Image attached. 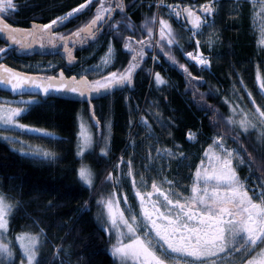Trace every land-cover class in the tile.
Here are the masks:
<instances>
[{
  "label": "trees",
  "instance_id": "trees-1",
  "mask_svg": "<svg viewBox=\"0 0 264 264\" xmlns=\"http://www.w3.org/2000/svg\"><path fill=\"white\" fill-rule=\"evenodd\" d=\"M157 1L119 0L115 8L108 0H13L15 8L3 15L13 28L31 30L84 6L55 31L57 37H71L66 41V55L60 51L35 56L27 45L14 46L0 38V47L7 49L0 54V65L43 79L60 71L68 78L76 76L77 81L81 76L94 81L135 67L130 84L99 94L91 105L83 98L24 97L35 100L22 116L23 122L55 136L36 137L39 151L29 145L33 150L26 155L0 138V195L9 205L7 234L0 235L4 249L0 264H21L15 240L23 236L39 240L32 261L23 260L24 264H127L112 255L115 244L97 218L96 195L110 179L109 190L118 191L116 174L120 176L123 168L141 195L151 192L153 184L163 191L162 175H167L168 164L160 154L170 159L171 176L186 189L204 148L215 137L226 148H237L249 174L264 186V125L259 123V112H264L260 87L264 50L256 45L251 4L246 0L207 4L213 18L203 35L189 25L210 59L208 70L186 57L197 44L183 27L188 22L181 8L172 6L171 15L160 8L155 37ZM165 1L200 5L213 0ZM107 7L110 18L93 25ZM207 37L213 38V45L204 43ZM155 39L159 63L153 61ZM110 44L115 49L114 63L98 77L86 72ZM141 49L143 56L137 55ZM157 74L163 83H157ZM0 98L11 95L0 91ZM82 113L92 129L91 142L85 147L80 133ZM191 132L197 135L194 143L188 138ZM81 170L90 172L92 187L81 178ZM239 171L247 177L244 169Z\"/></svg>",
  "mask_w": 264,
  "mask_h": 264
},
{
  "label": "snow or ice",
  "instance_id": "snow-or-ice-1",
  "mask_svg": "<svg viewBox=\"0 0 264 264\" xmlns=\"http://www.w3.org/2000/svg\"><path fill=\"white\" fill-rule=\"evenodd\" d=\"M83 7L81 5L80 8L72 10L68 13V17L72 16L74 12H79ZM13 8H15L13 0H0V33L6 32L7 38L15 44L18 43L15 33L19 30L6 24L3 18V15ZM205 11H210V9L206 7ZM68 17H59L38 27L52 29L53 25L62 23ZM100 19L101 17L97 15L92 24L95 25ZM199 20V17L194 20L196 27H199ZM164 30L165 25L162 21L161 38L164 36ZM75 35L78 36L79 33ZM59 38L65 41L71 39V37L64 36ZM64 47L67 51V43L64 44ZM6 52V48L0 47V54ZM137 55L143 56V50L137 52ZM135 58L134 56L133 60ZM197 63L206 66L208 61L201 57L197 60ZM2 67L3 65H0V68ZM133 67L135 65L125 69L123 74L112 72L109 76L92 83H89L83 76H81L80 81H77L76 76H72L69 81H66L63 78V73H61V79L55 88H51V84L44 86L43 94L45 96L50 95V89L57 93L76 94L91 105L94 98L92 96L93 92L101 94L102 90L107 92L115 86L130 84ZM184 71L187 72V69H184ZM5 72L8 73V76L7 78L0 77V83L10 85L13 91L22 89L26 84H31L33 89L41 88V85L30 77L15 74L11 69H5ZM156 81L157 83H163L159 74L156 75ZM260 87L264 88V84H261ZM21 112L20 108L8 109V114L6 116L0 115V119L11 124L13 118L20 116ZM259 114L264 117V112ZM16 127L37 135H46L41 133L39 129L26 128L23 125H16ZM83 135L84 133L81 131V136ZM87 139L85 137L86 142ZM43 155L47 156L48 154L44 153ZM205 155L207 156L208 153L206 152ZM213 158L216 160V165L211 174L207 172L202 174L199 169L196 171V178L191 188L192 195L186 197L184 203H181L179 199L173 203V200L165 195L164 200L168 206H171L167 208L166 212H161L155 202H152L151 209L144 208L143 215L150 225L149 231L155 232V236L158 238L156 242L160 244L165 256L170 253H184L186 256L195 258L192 264H196L197 261H199V264H208L207 261L200 258L212 256L220 258L219 254L221 253L228 255L232 252H239L241 257L252 255L257 248L260 251L252 255L251 259L246 261L242 259L241 264H264V192L259 194L260 203H254L232 167L233 156L231 152L225 150L222 156H214ZM80 176L88 181V177L83 170H81ZM201 183L203 187H201ZM152 188L154 192L158 191L155 184L152 185ZM137 195L139 196L140 193H137ZM147 195L151 197L152 193ZM143 204L144 197L141 196V205ZM109 216L112 226L118 228L116 214L112 213L110 205ZM119 219L128 227V231L135 235L132 226L128 224L127 220H124L123 213H119ZM5 226L3 202L0 201V229L5 228ZM151 244V240L145 242L139 237L126 245L117 240L111 252L114 256L119 255L121 259L125 257L137 259L139 264H165V260L156 255L151 249ZM0 250H4L3 246H0ZM26 253L29 262H31L30 246L26 248ZM21 264H24L23 260H21ZM212 264H215V261Z\"/></svg>",
  "mask_w": 264,
  "mask_h": 264
},
{
  "label": "rangeland",
  "instance_id": "rangeland-1",
  "mask_svg": "<svg viewBox=\"0 0 264 264\" xmlns=\"http://www.w3.org/2000/svg\"><path fill=\"white\" fill-rule=\"evenodd\" d=\"M260 1H262L260 3ZM264 0H251L250 2L252 3V9H253V15H252V26H253V32L256 37V45L258 50H264ZM98 22V21H97ZM212 22H210L209 25H211ZM46 30V29H45ZM44 29L42 30V32ZM213 38L209 39L208 37L204 39V43H208L210 45H213ZM200 44V43H199ZM201 45V44H200ZM196 54V53H195ZM195 54H192L191 57H198L195 56ZM200 58L203 57L208 61L207 66H210V61L208 60L207 57L203 56L202 51L201 55L199 56ZM191 58V60H192ZM195 58V59H196ZM115 59V50L114 47L109 45V48H107L106 52L104 55L100 58L99 62L92 67H88L89 69L86 70V72L93 73L94 76L98 77V75L104 73L113 63ZM156 63H159V60H155ZM192 62H194L192 60ZM198 66L204 68L205 65H199L197 62H195ZM47 68V67H46ZM56 77V76H53ZM104 78V77H103ZM100 78V79H103ZM96 79V80H100ZM94 80V81H96ZM90 81V83L94 82ZM260 84V83H259ZM262 92L264 93V88H261ZM103 91V90H102ZM35 98H20V99H3L0 98V115L6 116L8 114V109H15V108H20L22 110L21 115L18 117L13 118V122L11 124L5 123L3 119H0V138L8 142L14 149H16L18 152L26 155L27 153H30L29 149L33 150V147L30 148L29 145L34 146L37 150L38 147L35 146L34 140L38 136H45V137H54L55 134L45 128L37 127L31 124L24 123L22 120V116L25 114L28 106L33 103ZM260 113V112H259ZM82 119L79 120L81 123L80 127V133L83 131L84 135L81 136L82 140V146L85 147V145H88L92 139V133H91V127H90V122L85 118V115L82 113ZM259 118L261 119L259 123H262L264 125V117L260 116ZM16 125H23L26 128H35L41 130V133L46 134V135H37L35 133L31 132H26L21 128H17ZM250 127V126H249ZM247 126V128L249 129ZM85 137H87V142L85 141ZM189 140L194 142L197 140V135L195 133H190L189 134ZM20 139V141H18ZM85 144V145H84ZM16 145L18 148H15ZM227 150L228 152L232 153L233 159H232V167L235 169L236 174L238 178L241 180V182L244 184L245 190L248 191V194L250 197H252L254 203H260L259 200V194L261 192H264V189L262 188V185L260 182H258L255 178H253L249 174V170L247 167V163L244 160L243 156L240 154L239 150L237 148H226L223 146L222 143H220L219 138L215 137L211 139L210 144L204 148V152L199 160V162L196 164V169L193 172V177L191 179V185L190 187L188 186L186 189L183 188L185 191L186 197H189L192 195L191 188L193 186V181L195 180V174L196 171L199 169L202 174L204 172H207L208 174H211L212 170L214 169L216 165V160L213 158L214 156H222ZM39 151V150H38ZM208 153L206 156L205 153ZM161 155V156H160ZM159 157H163L162 159L165 161L166 164H169L170 161L167 160V158L164 156V154H160ZM166 167V166H165ZM168 168V167H166ZM244 169L246 173L248 174L247 177H241L242 174L239 171V169ZM164 171L167 172L166 174H163L164 179H170L172 176L168 175L169 171L165 169ZM89 171H86L85 174L89 179ZM116 173V170H115ZM121 175L116 174V185L118 187V191H113L109 190L110 187V180H108V183H106L103 188L99 191V193L95 197V204H96V213H97V218L100 223H103L106 227V230L111 236V239L113 243L116 245L117 240L121 241L122 244H129L131 243L135 238L139 237L142 241H152V244L150 245L151 249L156 253V255L161 256L165 260V264H192L191 260H194L195 258L186 256L184 253H170L169 255L165 256L163 254V250L161 249V246L156 245V242L158 238L155 236L154 231H149L150 225L146 221L144 215H143V210L144 208H149L151 209V204L150 200L151 198H148L149 196L147 195L148 193L152 192H147L143 193L144 197V204L141 205V195H137L138 191L135 188V184L132 182V178L130 175V172L126 169L123 168L121 170ZM119 177H122V181L119 180ZM87 181V185L89 187H92L93 182ZM124 183V187L121 185V183ZM162 185H166V182L162 181ZM201 187H203V184L201 183ZM167 192L168 188L164 187ZM184 193V192H183ZM152 196V195H151ZM164 198V197H162ZM0 201L3 202V216L5 220V228L0 229V235L5 236L7 234L8 230V222H7V217H8V210H9V205L5 198L0 195ZM138 203V205H135V203ZM160 201H164L163 199H160ZM161 203V202H160ZM147 204V205H145ZM149 204V207H148ZM109 205L111 206V211L112 213L116 214L117 217V224L118 228L113 227L111 224V219L109 216ZM166 204H164L163 207H165ZM161 211V209H160ZM162 212V211H161ZM119 213H123V218L124 220L128 221V224L132 226V228L135 231V235L133 233L128 231V227L124 225V223L119 219ZM4 239V238H3ZM29 239V240H27ZM39 240L37 238H27V237H19L18 239L15 240V243L21 253L22 259L24 262H28V255L26 253V248L31 247V254L33 255L35 253V249L38 245ZM259 244V241H258ZM0 246H1V237H0ZM9 247V243H7V246L5 247V253H7ZM157 247V248H156ZM243 251V250H241ZM260 249L257 248L252 255H255L257 252H259ZM232 252L231 254L221 257L220 259H209L213 258L212 257H201L200 259H207L205 261L208 262V264H212L213 261H215V264H241V260H247L246 257L249 255H245L241 257V253ZM252 255L248 258L251 259ZM117 257L123 261V263L127 264H139V260L134 259L132 257H125L124 259H121L119 255ZM173 257L175 258L173 260ZM188 258V259H186ZM35 259V258H34ZM191 259V260H190ZM32 261V260H31ZM196 264H199V261L196 262Z\"/></svg>",
  "mask_w": 264,
  "mask_h": 264
},
{
  "label": "water",
  "instance_id": "water-1",
  "mask_svg": "<svg viewBox=\"0 0 264 264\" xmlns=\"http://www.w3.org/2000/svg\"><path fill=\"white\" fill-rule=\"evenodd\" d=\"M185 14L188 16L189 20L192 19L193 17V14H194V11L192 8L190 7H186L185 10H184ZM191 13V15H190ZM6 23V22H5ZM7 24V23H6ZM13 28V27H12ZM16 29V28H14ZM19 30V29H18ZM24 34V31L22 30H19L15 33V36H16V40L19 41L21 39H18L17 37L20 36V35H23ZM0 38L11 44V45H14L16 46L18 43H15L13 44L11 42V40H9L7 38V35H6V32H2L0 33ZM25 43H26V40H25ZM27 50H30L31 49V45L26 47ZM41 50H44V49H38L37 52L41 51ZM36 52V50L34 51ZM5 69H11L7 66H3L2 68H0V77H4V78H7L8 76V73L5 72ZM13 73L15 74H20L22 76H27V77H30L32 80L36 81V83L40 84L41 85V88L40 89H33V86L31 84H26L22 89H18L16 91H13V89L11 88L10 85H6V84H3V83H0V91H5V92H8L9 94H11L13 97H18V96H38V97H42L43 99H47L49 97H66V98H71L73 100L75 99H80V97L76 94H68V93H57L56 91H53L50 89V92L51 94L48 95V96H45L43 94V87L44 86H48L49 84H51V88H55V86L59 83L60 79H61V73L58 74L57 77H53L54 79L50 80V79H47L45 81H42V80H39L35 77H33L32 75L30 74H26V73H22L20 71H17V70H14V69H11ZM63 78L66 80V81H69L70 79H67L64 75H63ZM104 92V91H102ZM109 92V90L107 91ZM95 94V92L92 93V96Z\"/></svg>",
  "mask_w": 264,
  "mask_h": 264
},
{
  "label": "flooded vegetation",
  "instance_id": "flooded-vegetation-1",
  "mask_svg": "<svg viewBox=\"0 0 264 264\" xmlns=\"http://www.w3.org/2000/svg\"><path fill=\"white\" fill-rule=\"evenodd\" d=\"M108 1L112 5V7H115V8L118 7V1L119 0H108ZM104 11H106L107 13L106 14L104 13V16L101 17V20L102 21H104L105 17L110 18V16L108 15V11H110V8L107 7V10H104ZM55 34H56V32H55ZM41 36L42 35L36 36L33 39L32 43L34 44L35 43V39H37V37H39L43 41V43H44L45 50L43 52L39 53V54L37 53L35 56H37V55H44V54H47L48 55L49 53H59L62 50V48L64 46V43L63 42H61V43L60 42H57L56 43V39L53 38V34L52 33L45 31V33L42 36V38H41ZM55 37H57V36H55ZM57 38H59V37H57ZM58 45H59V47H57Z\"/></svg>",
  "mask_w": 264,
  "mask_h": 264
},
{
  "label": "crops",
  "instance_id": "crops-1",
  "mask_svg": "<svg viewBox=\"0 0 264 264\" xmlns=\"http://www.w3.org/2000/svg\"><path fill=\"white\" fill-rule=\"evenodd\" d=\"M167 167V166H166ZM165 167V168H166ZM169 172H171L170 170H169ZM172 179H173V177H172ZM171 178L170 179H162V181H164V180H166L167 181V183H166V185H162V187H167L168 189V191L165 193V195L166 196H168L169 197V199H172L173 200V203H175V201L177 200V199H179L180 200V202L182 203L183 202V192L185 193V191L183 190V188H185L184 187V185L182 184V183H180L177 179L175 180V179H173V180H175V181H173ZM165 182V181H164ZM170 183V184H169ZM152 187V186H151ZM151 191H153V188H152V190ZM153 193H157L158 195H159V192H157V191H153ZM164 195V194H163ZM162 198V197H161ZM164 202L166 203V201L164 200ZM167 204V203H166ZM169 207H171V206H169ZM166 208H168V207H166ZM161 211L162 212H166L167 211V209L166 210H163V209H161Z\"/></svg>",
  "mask_w": 264,
  "mask_h": 264
},
{
  "label": "bare ground",
  "instance_id": "bare-ground-1",
  "mask_svg": "<svg viewBox=\"0 0 264 264\" xmlns=\"http://www.w3.org/2000/svg\"><path fill=\"white\" fill-rule=\"evenodd\" d=\"M210 22H212V19L210 20ZM192 37L195 39V41H196V44H197V46H199L200 44V41L196 38V36L195 35H192ZM196 57H194V58H192V60L194 61V62H197V60L200 58L199 56L195 59ZM155 60H159L158 59V57L154 54V56H153V61L155 62ZM159 62H160V60H159ZM33 77H35V78H37V79H39V80H42V81H45L46 79H43V78H40V77H38V76H34V75H32ZM81 99V98H80Z\"/></svg>",
  "mask_w": 264,
  "mask_h": 264
}]
</instances>
